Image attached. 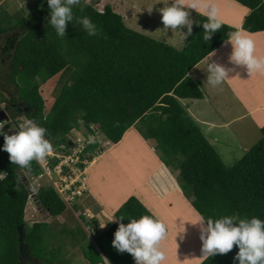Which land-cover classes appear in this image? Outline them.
<instances>
[{"label":"trees","instance_id":"obj_1","mask_svg":"<svg viewBox=\"0 0 264 264\" xmlns=\"http://www.w3.org/2000/svg\"><path fill=\"white\" fill-rule=\"evenodd\" d=\"M233 1L250 10L242 29L251 34L264 32V1ZM97 4L95 7L81 0L73 11L77 17H90L98 34L89 36L74 20L67 24L65 37L58 36L51 26L46 0H33L25 18H13L0 7V38L5 37L7 46L2 52L0 45V57L11 55L10 83L18 86L21 103L28 107L24 113L27 120L47 129L44 139L56 153L72 148L69 134L74 130L86 129L93 137L99 132L118 145L129 130L141 126L145 140L155 146L162 163L179 170L199 216L218 219L237 215L264 220V128L260 142L233 167H227L180 101L204 99L202 89L190 80L189 73L224 46L228 33L238 28L221 22L222 28L205 41L202 22L207 17L198 15L192 35L178 50L128 28L112 7L100 11ZM65 73L67 79L47 113L41 84ZM3 97L0 88L2 103L9 104V99ZM96 137L80 153L82 170L102 151ZM3 144L0 136V148ZM58 163L57 158H51L52 168ZM0 171L7 172V178L0 181V264H26L28 255L41 264H65L51 245L58 233L49 222L34 223L30 228L26 210L31 197L53 218L69 208L77 210L78 205L67 204L53 186H42L32 196L28 182L44 175L36 160L22 168L10 161L6 151H0ZM80 214L83 225L91 228L88 234L80 223L77 230L80 243L82 239L85 242L82 256L88 264H134L131 254L113 248L114 233L120 222L127 224L131 218H156L135 196L115 214V219L124 220H114L104 228L84 211ZM68 233L77 238L75 232ZM238 250L234 245L230 252L208 256L201 264H234Z\"/></svg>","mask_w":264,"mask_h":264},{"label":"rangeland","instance_id":"obj_2","mask_svg":"<svg viewBox=\"0 0 264 264\" xmlns=\"http://www.w3.org/2000/svg\"><path fill=\"white\" fill-rule=\"evenodd\" d=\"M84 1L94 4L96 7L97 0ZM1 2L3 3H1L2 5L0 4V7H2L1 9H3L8 13V15L13 18H25L30 11V7L33 5V0H3ZM166 2L167 1L162 0L158 2L155 0H104L102 6L103 8L104 6L113 7L115 4V8L119 9L122 15L127 18V21L125 23L128 28L147 35L157 41L169 44L170 46H176L174 48L178 50H182L189 36L182 43V34H178V31L171 30V35L168 32L161 33L162 27L164 28V26L161 25L162 19L159 9L165 6H171ZM210 5L216 7L218 18L221 22L224 23L240 22L245 13L243 5L231 0H211ZM229 5L231 6V8L229 7ZM151 8L152 10L149 11ZM208 8L209 5H202L201 7H197L198 13L194 12L192 9L189 11L184 8V10L188 13V19L190 21H193L192 28L196 17L198 15H205ZM97 9L102 10L101 6H99L98 4ZM232 13L235 14L234 20H232ZM180 31L186 33L187 27L182 26ZM171 36H173V39H171ZM0 39L1 50L3 52L7 49V46L4 42L5 37L3 36ZM10 61L11 55H8L3 59L0 57V88L4 95L3 99L7 98L9 99V101L12 99L14 104L18 106V110L14 108L8 110V114L10 115L11 120L9 122L3 123V131L8 135L14 134L16 131H18L19 124L27 120L24 113L28 112L27 107L25 108V106H20L23 104L21 103L18 86L10 83V78L12 76ZM209 64H211L210 61H208V63L203 61L200 66L196 68L200 70L203 69L201 75H195L196 78L205 77L206 73H208L209 71ZM67 74L68 73L62 74L58 78H56V80H52L45 85L44 83L41 84L40 92L47 101V113L49 112L50 107L53 105L64 82L66 81ZM190 78L193 79L192 75H190ZM196 78H194V80H196ZM0 105L3 108H6L8 104L6 102L2 103V100L0 98ZM13 115H15V120L12 119ZM249 121L250 120H245L243 123V125H246L249 128L247 131L249 134V138L247 140L250 142L254 140H260L262 138V133L258 132V134L253 135L254 132H257V130L253 131L256 126H254V124ZM140 127L141 126L137 125L136 127H133L131 130H129L128 133H130L127 136L125 135V140L123 139L122 142L118 145H113L110 142L108 143V140L103 134L99 132L98 134H96L97 139L101 142L100 144L102 147V151L97 158V162L89 166L86 172H80L73 179H69L68 182L69 187H73V190H80V194L78 195H82L79 199L76 198L75 202H73L74 205H78L77 210H75V207H72L73 209L69 208V210H67V212L62 216L53 218L49 213L41 208L37 200L33 199V197L30 198L26 210L25 220L27 225L31 228L34 223H50L52 230L58 233V239L52 240L51 245L54 249L57 248L55 252H59L58 254L59 256H61L60 260L63 263L88 264L82 256V246L85 242L82 239V243H80V234H77L78 226L80 225V223L81 225H83L82 220H80L81 210H83L84 212L85 210L92 212V214L98 220H100L102 223H105L107 220V216H111L114 219L116 218L115 214L123 207V205L129 198L137 196V194H139L141 197L146 195L144 191L147 174L144 173L149 171L147 167L150 164L154 163L152 157L154 158V155L158 156L159 159L160 157L156 152L155 146H153V144L148 140H145ZM94 129L96 130L97 128L94 127ZM69 139H72L74 141L75 146L78 145L80 149H82L86 144L91 142L94 137L90 134L87 135V130L82 129L72 131ZM255 144H252L249 148H252ZM227 148L231 151V153L226 154L222 149H220V151L222 150L221 155L225 161V165L227 167H233L238 161L242 159V156H244L245 154L243 151V146L235 144ZM53 152L56 153L55 151ZM150 152H153L154 154L149 155ZM42 163L45 165L46 160L42 161ZM168 170L173 174L177 182V186L181 190L180 193H182L183 197L187 198L188 200V191L184 189L185 183L180 176L179 170L173 167L168 168ZM62 179L63 178L56 174V172H53V174L51 175L44 172V175L42 177H39L37 179H30L28 183L31 189L32 196L35 195L42 186L55 187V185H57L61 189V192L67 190L66 184L65 182H62ZM85 192L87 193L84 194ZM180 193L178 194V198H180ZM150 196L151 198H153L152 195ZM188 201L191 202L190 199ZM165 207L166 203L163 204L162 209H164ZM184 210L185 209L181 207L179 203H177V209H175L172 213L174 216H177V212H180V214H186V210ZM189 212L191 213V215H186V217L177 216L175 218L177 224L181 222L180 227L184 226L186 223H188L189 225L193 221V224L198 221L199 216L194 214L190 208ZM192 218H195L196 220ZM193 224L191 225L193 230H195L197 227L200 229L199 225L197 226ZM83 226L85 227V231L90 234L91 228H89V226H87L86 224H84ZM68 231L75 232L77 238L74 240V238L70 233H68ZM91 235H94V233H92ZM195 235L196 237L200 238L201 232H197ZM197 246L202 247L201 239H197L195 242V240L192 239L190 241L188 237L182 234V232L178 234L170 233L167 238H164L160 242V248L165 251V254H171L169 255L168 259H165L163 264H169L170 262L178 264L185 263L186 258H183L184 256H188V258L193 261L190 264H201L203 261L200 263L198 262V259H194L195 255L199 254V257L203 256V252L198 251ZM174 255L175 257L172 258V256ZM25 260L27 261L26 264H41V262L34 259L33 257H30L29 255Z\"/></svg>","mask_w":264,"mask_h":264},{"label":"clouds","instance_id":"obj_3","mask_svg":"<svg viewBox=\"0 0 264 264\" xmlns=\"http://www.w3.org/2000/svg\"><path fill=\"white\" fill-rule=\"evenodd\" d=\"M46 2L51 10L50 24L58 36L65 37L67 24L74 20L82 25L89 36L98 34L97 26L90 17L75 15L73 9L81 5V0H46ZM183 6L182 0H174L171 6L159 9L165 28L170 27L175 31L178 26L187 27L186 33L179 31L182 34V43L192 35V22L188 19V13ZM190 8L195 9L196 3H192ZM151 10L152 8L149 11ZM205 15L207 19L202 22L203 39L209 41L213 34L222 28V24L215 6L209 7ZM227 42L233 47L230 56L232 62L246 66L249 72H264V58L254 55L255 44L243 29L229 32ZM208 70L210 75L207 83L213 87L221 84L227 77V71L221 65L211 63L208 65ZM2 109L7 111L6 108L2 107ZM3 128V123H0V136L4 138L0 151H6L10 161L22 168L29 167L33 160L44 161L49 153L55 151L49 140L44 139L47 129L38 126L34 120L28 119L20 123L18 131L11 135L5 133ZM89 164L90 162L85 169H81L83 173L86 172ZM6 178L7 172L0 171V181ZM113 220L123 221L124 218L114 219L107 216L101 228ZM196 224L200 226L203 256L226 254L235 245L239 250L234 257V264L237 261L238 264H264V220L258 217L240 218L237 215H226L218 219L200 216L193 225ZM166 236L167 226L162 220L143 215L138 219H129L127 224L120 222L114 233L112 246L120 253L131 254L135 264H163L166 254L160 248V242Z\"/></svg>","mask_w":264,"mask_h":264},{"label":"crops","instance_id":"obj_4","mask_svg":"<svg viewBox=\"0 0 264 264\" xmlns=\"http://www.w3.org/2000/svg\"><path fill=\"white\" fill-rule=\"evenodd\" d=\"M155 1L158 2L161 0H155ZM162 1H167L166 3L169 5H172V3H174V0H162ZM97 2H99L98 5L101 6L102 8V10L100 11H103L105 8V6L104 8L102 6L104 0H100ZM194 2L196 3V8L192 9L190 8V5ZM1 3L2 2L0 1V4ZM182 3L185 9L189 11L192 9L196 13H198L197 7H201L202 5L204 6L209 5V7H211L210 5L211 0H182ZM229 7L231 8L230 5ZM112 8L116 13L120 14L123 17L124 22L127 21L126 20L127 18L124 15H122L120 10L115 8V4ZM244 10L245 13L240 22H236V23L222 22V23L238 29H242V26L245 22V18L250 14V10L248 8L244 7ZM232 14H233L232 20H234L235 14L234 13ZM191 22L193 23V21ZM161 25L164 26L162 22ZM181 27H178L175 30L178 31V34L180 33L179 31ZM171 30L173 29H171L170 27L165 28L164 26V28L162 27L161 33L168 32L171 35L172 34ZM245 34L248 35L249 38L252 39L255 44L254 55L258 58H264V32L256 33V34L245 32ZM171 39H173V36H171ZM232 52H233V47L231 43L227 42L224 46H222L220 49H218L217 51L212 53L209 57H207L205 60H203L206 63L210 61L211 63L221 65L226 69L227 77L222 81L221 84L213 87L212 85L207 83L208 77L210 75L209 71L208 73H206L205 77L196 78L195 76L196 74L201 75V73L203 72V69L201 70L196 69L197 67L200 66V64L203 62L202 61L189 73V78L190 75H192L193 79L190 78V80L199 84L204 94V99L180 100L182 105L187 109L192 119L200 127L207 140L217 150L223 162L225 161L221 155L222 150L226 154L231 153V151L227 147L233 146L235 144L243 146V151L245 153L244 154L245 156L246 153L250 151L262 139L261 138L260 140H254L251 142L247 140L249 138L248 136L249 134L247 132L249 128L246 125H243L245 120H250L249 122H251L252 124H254V126H256L253 131L257 130V132L256 133L254 132L253 135L258 134V132L262 133V129L264 128V72H249L246 66L235 64L230 60V56ZM194 78H196V80H194ZM129 133L127 132L126 136ZM252 144L255 145L252 148H249ZM220 149L222 150L220 151ZM151 154L154 153L150 152L149 155ZM154 156H155L154 158L152 157L154 163L150 164L147 167L149 171L144 173L147 174L145 180V191H144L146 195L141 197L139 194H137V196L135 197H137L157 219H160L165 223V225L167 226V236L165 238H167L170 235V233L178 234L182 232V234L188 237L190 241L192 239L195 240L196 242V240L200 238L196 237L195 234L197 232H200V229L197 227L195 230H193L191 225L193 224L194 221L189 225L188 223H186L184 226L180 227L181 222L177 224L175 218L177 216L186 217V215H191V213L189 212V208L194 214H196L197 216L199 215L192 207L191 202H189L187 198L183 197L182 193H180L181 190L177 186V182L173 174L168 170V168L163 163H161L158 156L156 155ZM244 156H242V158ZM97 158L98 157H96L92 162H90L89 166L96 163ZM86 193L87 192H85L84 194ZM179 193H180L179 196L180 198H178ZM150 195H152L153 198H151ZM164 203H166V207L162 209ZM177 203H179V205L186 210V214L183 213L180 214V212L179 213L177 212L176 214L177 216L173 215L172 212L175 209H177ZM84 213L86 215L89 214L88 216L90 218H96L92 214V212H89L88 210H85ZM98 221L102 226L104 222L102 223L100 220ZM195 223H197V221ZM196 225L198 226L199 224ZM197 249L198 251H202L201 246L199 247L197 246ZM169 255L171 254L166 253V259H168ZM173 257H175V255L172 256V258ZM194 257H195L194 259L196 260L198 259V262L200 263L202 261H205L204 259L207 258V256L199 257V254L195 255ZM183 258H186L185 260L186 262L179 264H190L193 262L191 261L190 258H188V256H184ZM169 264H178V263L170 262Z\"/></svg>","mask_w":264,"mask_h":264},{"label":"built area","instance_id":"obj_5","mask_svg":"<svg viewBox=\"0 0 264 264\" xmlns=\"http://www.w3.org/2000/svg\"><path fill=\"white\" fill-rule=\"evenodd\" d=\"M83 149L84 147L80 149L78 145L77 146L73 145L71 149L66 150L63 153H54L52 151L53 155L52 153H49L45 157L46 160L45 165L42 162H39L46 174L51 175L53 174V172H56V174H58L63 178L62 182H65L67 190L61 192V189L57 185H55V187L59 191L63 199L69 205L73 204V202H75L77 197L82 196V195H78L80 194V190H73V187H69L68 182L69 179H73L76 175L82 172L79 167V163H80V153L81 151H83ZM68 152L70 153L68 154ZM51 158H57L59 160V163L54 168L51 167ZM67 169H71V172L70 173L69 171L67 172Z\"/></svg>","mask_w":264,"mask_h":264},{"label":"water","instance_id":"obj_6","mask_svg":"<svg viewBox=\"0 0 264 264\" xmlns=\"http://www.w3.org/2000/svg\"><path fill=\"white\" fill-rule=\"evenodd\" d=\"M11 120L10 116L8 115L7 111H5L4 109H2L1 105H0V123H4V122H9ZM50 216H52V214H50ZM21 236H20V241L22 243L21 246V251L23 252V242H24V232H21Z\"/></svg>","mask_w":264,"mask_h":264},{"label":"flooded vegetation","instance_id":"obj_7","mask_svg":"<svg viewBox=\"0 0 264 264\" xmlns=\"http://www.w3.org/2000/svg\"><path fill=\"white\" fill-rule=\"evenodd\" d=\"M20 106L24 107L25 104L20 105ZM17 107H18V106H16V105L14 104L13 100L11 99V100H10V103H9V104L7 105V107H6V108H7L6 110H7V112H8V110L11 109V108H14V109L18 110ZM26 107H27V106H25V108H26ZM27 108H28V107H27Z\"/></svg>","mask_w":264,"mask_h":264}]
</instances>
